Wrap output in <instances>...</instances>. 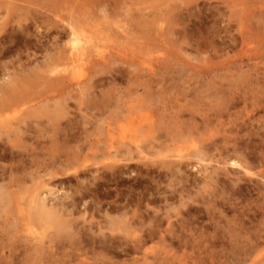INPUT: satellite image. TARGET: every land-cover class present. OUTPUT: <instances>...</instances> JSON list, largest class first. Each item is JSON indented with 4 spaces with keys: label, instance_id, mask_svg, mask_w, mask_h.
Returning a JSON list of instances; mask_svg holds the SVG:
<instances>
[{
    "label": "rangeland",
    "instance_id": "rangeland-1",
    "mask_svg": "<svg viewBox=\"0 0 264 264\" xmlns=\"http://www.w3.org/2000/svg\"><path fill=\"white\" fill-rule=\"evenodd\" d=\"M77 19L91 25L90 36L113 62L106 67L84 63L79 77H65L61 85L58 79L67 72L59 48L69 39L63 31L68 20ZM0 23V63L5 65L0 67V154H9L6 148L13 142L25 148L17 149L22 154L14 159L0 158V184L7 182L17 158L42 162L75 149H83L82 159L90 165L83 177H92L122 157L119 151L111 158L93 153L108 138V126L118 137L121 123L148 109L162 127L141 144L165 140L186 146L196 139L202 145L211 134L223 145L208 149L201 160L200 168L216 174L205 189L203 171L186 166L165 175L161 166L141 163L142 175L101 181L103 200H111L117 189L125 197L138 196L149 183L144 176L149 169L162 174L160 184L168 193L176 191L158 202V212L141 207L147 222L134 236L122 223L100 215L82 220L76 214V230L58 236L59 230L50 227L43 239L36 237L45 226L27 215L29 179L7 205L0 200V264H264V0H0ZM144 60L159 73L151 89L130 76L129 61L138 66L134 72L147 74ZM31 109L41 110V116L26 119L34 130L17 139L11 126L19 112ZM68 132L69 145L63 140ZM157 150L148 148V153ZM231 157L240 165L230 164ZM63 182L76 184L74 178ZM168 205L172 208H163ZM168 213L173 223L168 224ZM148 214L163 218L162 234L155 238L147 232Z\"/></svg>",
    "mask_w": 264,
    "mask_h": 264
},
{
    "label": "bare ground",
    "instance_id": "bare-ground-1",
    "mask_svg": "<svg viewBox=\"0 0 264 264\" xmlns=\"http://www.w3.org/2000/svg\"><path fill=\"white\" fill-rule=\"evenodd\" d=\"M91 1L102 3L106 0H91ZM105 5L106 4H104V6ZM100 10L106 14L108 12L107 10L109 9L106 7H101ZM90 26L91 25L89 24L88 25L83 24V22L79 21L78 19L76 21L68 20L65 23L63 35L65 36L67 34L69 39L67 40L65 44L66 46H60L58 58L62 62L66 63L65 70L67 74L62 76V78L59 77L58 82H60L61 85L63 84L66 85L67 81L64 79L65 77L68 78V81L72 79L71 75L79 77L81 73L80 74L78 73L81 71V67L83 66L84 63L90 64V62H92L91 63L92 65L94 64L96 66L100 65L102 67H106L111 62H113L112 58H110L106 50L99 48L98 47L99 45L96 44L93 38L90 36ZM240 26L242 29L241 24ZM0 32H1V28H0ZM167 32L168 31H166L164 34L169 35L168 33L170 32L168 33ZM161 34H163V31ZM164 37L167 39L166 36ZM165 41L167 42V40ZM2 48L4 49V47ZM95 56H97L98 59H95L94 58ZM133 62L134 61H129V65L131 67L130 76L131 77L135 76V80H138L140 83H143L145 88L151 89V85L156 79L153 75L159 74L155 69V64L151 60H144L143 62H147L148 64L147 68L143 69L147 72V74H145L144 77H142L138 73L134 72V67L137 68L138 66L137 65L134 66ZM0 67L2 70L5 69V65H2L1 63H0ZM160 68H162V66ZM159 82L160 80H158V83ZM88 87L86 88V90H89ZM38 112L36 109H31L30 111H28V113L26 111V113H24L23 115L22 113L20 114L19 112V115L16 117L15 124L11 126V130L13 128L12 132L14 133V136L18 137L17 139L21 138L22 134L26 132V130H31V128H33L32 130H34V126L30 123L32 121V118L30 119L29 117L34 116V118L36 119V117L41 116L38 114ZM26 119H30L31 121L29 120V122H27ZM160 122L161 121H159V119L155 117L153 109H148L146 112L142 113L140 116L136 115L135 117H131V118L129 117L126 123H121L120 128H119L120 131H119L118 137L115 132L111 131L112 128H110V125H109L107 128L108 138L105 139L104 142L101 140V142H103L102 143L103 145H101L102 147H100L99 150L98 148L92 149L94 150L93 153L98 154V152H100L101 154L109 156V157L110 156L117 157V152L119 151L121 152L122 157L116 158L117 160L113 162L112 164H109L106 162L107 164L104 165L105 168L103 167L104 168L103 170L99 171L95 169L96 171L94 170L95 172L94 173L92 172L93 174H92V177L90 178L83 177L86 174V172L90 170V167H89L90 165L86 163V159L85 158L82 159V156H85L83 155V152H84L83 149H75L70 152L63 150L65 152L64 156H62V153L53 154L47 158L42 159V162L40 160H37V161L28 160L26 162L24 159L21 160L20 158H17L15 160L16 162L11 166V171L7 175V178H8L7 182L5 184L4 183L0 184V200L3 201V203H6L5 201L11 199L12 195H17L20 188L23 189V187L27 185V184L25 185V182L30 179L32 183L28 186L29 200H27L28 208L26 207L27 215L29 216V218H35L37 220L39 219L40 222L41 220L44 221V226H45L43 231H40L37 233L36 237L43 239L46 235L45 234L46 229L48 230V228L50 227H53V230L54 229L59 230L58 231L59 235L56 231H54V234L57 233L55 235H58V236H60V234H63L64 232L69 234L71 230L74 228L76 230V227H77L76 222H75V220H77L75 216L76 214H79V217H81L82 220H86L87 216L95 217L96 215H100V216L105 217L107 220H109V222L116 221L115 223H122L120 226H123V228H128L127 232L129 233V235L132 234L134 236L137 234V232L135 231L136 227L140 225L144 226V223L147 222V218H145V212L148 209H150L149 207L153 208L154 212H158L160 205L162 206V204H158V202L162 200L167 201L168 198L171 197L173 193H176V191L174 190V191H171V193H168L169 192V191L167 192L168 189L164 188L160 184L161 181L159 178L161 177L162 174L160 173L155 174L153 172L154 170H151V169H149V171L144 175L145 177L147 176L148 181H149V183L144 185L146 190L137 192L139 193L138 196H135L132 193L131 195H129L128 193L127 195H129V197L127 196L125 197L123 196L124 193L121 192L120 189H117L116 193L112 196L111 200H103L99 196V189H101L103 185L102 183H106V181H109L111 179H119V177L123 178L125 176L126 178H128V177H131V175H135V176L142 175L141 171L143 169L142 168L143 165H148V166L150 165V168H151V165L153 166L158 165L154 167L161 166L163 170H166L165 175H168V172L171 173L177 168L179 169L183 166L189 167L190 169L194 168L196 169V172L203 171L200 173V180L202 179L203 181L202 182L203 186L201 188L204 187V189L206 185L208 184L210 185V182L213 181L212 179L216 175L214 173L215 169L207 171V168L205 169V166L203 169L200 168V164L202 163L201 160L205 157V153L207 152V150L208 149H220L222 145V144L219 145V140L216 138H213L211 134L204 137L205 143L203 141L202 145H199L201 141H199L198 143L196 139L193 140L190 145H186V146L184 144L179 143L178 141H176L178 142V144H176V142L170 144V143L165 142V140H161V141L159 140V142H154L151 145L149 144L145 145L146 143L141 144L143 140L149 138V136L154 134L156 131L159 130V128L162 127V124H160ZM203 123H207V121L204 120ZM181 134L182 132L180 133V136L182 137L183 134L182 135ZM28 137H30V134ZM65 137L66 138L63 139L64 143L65 144L67 143L69 145V139L72 138V135L69 134L68 132ZM223 138H224L223 139L224 143L230 140V137L227 135ZM19 142L20 141L13 142L11 143V145L9 144L10 147L6 148V149H11L9 154H6V153H3L2 155L0 154L1 155L0 158L1 157L3 158L4 156V158L7 157L10 159H14L16 156L17 157L20 156L22 154V151L17 150V149H25V148H23L22 147L23 145L21 146L20 145L21 142L20 143ZM142 145H145V147ZM148 148L159 149V150L155 152L150 151L151 154H149ZM30 149L35 150L36 148L32 147ZM160 149H175V150H172V152L169 153V152H162L160 151ZM32 156H36V155L31 153V157ZM93 158H97V157H93ZM158 160H160V163L158 162ZM229 162L230 164H234V166L240 165L239 160H236L233 157L229 159ZM141 163L143 165L139 166V164ZM74 164H79V166L75 165L76 166L75 167ZM33 165H35L36 167L34 166L35 168H33ZM133 166L134 167L138 166V167H136V170H135ZM72 167H73V170H71ZM93 167H94V164H93ZM1 173L2 172L0 171V176L2 175ZM156 176L158 178L154 179ZM54 178L60 179V183L59 184L54 183L52 181ZM72 178L76 180L75 185H73L74 183L71 184L69 182L71 181ZM63 181L67 183L69 182L70 184L63 186V183H64ZM65 187H68V189H66ZM166 187H169V186L167 185ZM130 189H133L132 186H130ZM181 193L179 194V196L182 199L183 197H181ZM107 194H110V193L108 192ZM149 195H152V197H150ZM123 198H125V200L129 202L123 201ZM181 203H183V200ZM131 205L132 206L134 205V206L131 208L130 207ZM142 206L146 207V211H144V209L141 208ZM166 207H171V206L168 205V206H164L163 208L166 209ZM139 209H141L140 213H138ZM128 213L131 215L129 216ZM150 215L151 214H148L147 217H149ZM166 217L168 219L167 221L168 224L173 223V221L169 219L170 218L169 213L167 214ZM135 219H137V221H135ZM149 219H150L149 223L147 224V232L150 238H155V236L157 237L156 234L158 233L162 234L163 229L161 228L162 227L161 222L163 221V218L160 217L159 215L152 214L149 217ZM50 230L52 231V235H54L53 230L52 229ZM133 230L134 232H131ZM51 231H48V232L51 233ZM103 234L105 235V233ZM160 235H159V238H162L163 235L162 236ZM162 239L164 240V237ZM162 239L160 241H163Z\"/></svg>",
    "mask_w": 264,
    "mask_h": 264
}]
</instances>
